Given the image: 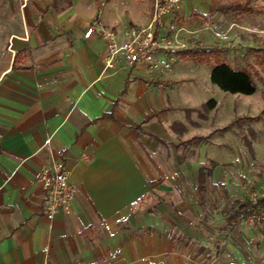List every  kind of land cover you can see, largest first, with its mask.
I'll return each mask as SVG.
<instances>
[{
  "label": "crops",
  "instance_id": "1",
  "mask_svg": "<svg viewBox=\"0 0 264 264\" xmlns=\"http://www.w3.org/2000/svg\"><path fill=\"white\" fill-rule=\"evenodd\" d=\"M68 1L0 0V264H264L254 231L229 222L242 190L199 163L220 143L180 161L203 103L181 107L186 88L164 86L175 66L148 84L142 67L106 69L102 39L84 37L97 17L118 35L149 17H124L127 0ZM53 161L76 194L49 221L39 176ZM151 193L155 211L137 210ZM209 205L228 209L208 218ZM213 234L221 254L206 260Z\"/></svg>",
  "mask_w": 264,
  "mask_h": 264
},
{
  "label": "rangeland",
  "instance_id": "2",
  "mask_svg": "<svg viewBox=\"0 0 264 264\" xmlns=\"http://www.w3.org/2000/svg\"><path fill=\"white\" fill-rule=\"evenodd\" d=\"M48 1V0H46ZM106 2L107 0H103ZM103 1L100 0L102 7ZM129 4L121 6L124 17L144 14L150 17L155 6H164L161 18L166 23L174 24L176 28V43L179 49L193 46L201 48L221 49L222 58L232 67H253L257 72L254 76L256 91L252 95L229 94L221 91L210 82V67L188 60L179 59L175 54L173 80L164 82L169 89L186 88L191 98L180 100V106L197 108L200 103L213 99L215 108L206 114V119L200 120L197 113L192 112L191 117L200 123L199 126L190 127L193 135L187 136L190 147L181 146L179 149L180 161L197 156V149L203 142L213 139L220 152L217 156L205 154L199 162L204 168L209 167L208 162L216 160L221 165L223 174L222 187L237 185L242 190L243 198H259L264 196V120H242L238 124L232 123L235 116L257 117L264 108V69L257 64L256 58L249 49L256 47L264 37V0H253L252 4L261 9L260 13L253 15H237L234 13L222 14L214 11L216 0H127ZM43 4V0H39ZM68 0H51L52 8L67 4ZM222 3H225L222 0ZM38 5H40L37 2ZM100 7V8H101ZM193 12L202 13L194 16ZM168 19L166 20V18ZM142 22V20L140 21ZM130 25H135L130 23ZM166 33V32H165ZM170 38V33H166ZM178 49V50H179ZM174 50L175 52L178 51ZM157 76L147 79L148 84H156ZM182 92V91H181ZM183 96V93H180ZM264 117V116H263ZM249 128L255 133L252 139ZM251 141L252 153L243 145L241 138ZM192 143V144H191ZM241 148H240V147ZM238 149V152H236ZM242 149V150H241ZM165 153V152H164ZM208 180L210 174L207 175ZM215 186H210L212 192ZM157 198L154 193L144 196L137 210L155 211ZM206 217L217 214L228 208L206 206ZM233 210V208H231ZM230 209V210H231ZM136 210V208H135ZM255 220L251 223L250 217L240 220L245 227L254 231L253 246H264V209H256ZM204 216V217H205ZM208 228V226H206ZM150 230V228L148 229ZM209 237L211 243L209 250L202 253L211 258L220 255L217 236ZM264 259H261L263 261Z\"/></svg>",
  "mask_w": 264,
  "mask_h": 264
},
{
  "label": "built area",
  "instance_id": "3",
  "mask_svg": "<svg viewBox=\"0 0 264 264\" xmlns=\"http://www.w3.org/2000/svg\"><path fill=\"white\" fill-rule=\"evenodd\" d=\"M164 10V6L156 5L145 26H128L119 35L115 30L106 27L97 17L86 29L84 37L88 38L96 34L102 39L105 44L103 61L106 69L113 68L117 61H121L127 68L142 67L149 78L162 76L173 67L174 50L179 49L174 24L166 23L161 18ZM165 32L170 33V38L166 37ZM43 147L50 151L49 138L45 140ZM69 178L70 173L61 161H53L39 176L44 193L43 215L49 221L70 209L76 188L70 183ZM249 200L256 205L257 198H249ZM249 210L251 213L245 217H250L252 223L256 217V209Z\"/></svg>",
  "mask_w": 264,
  "mask_h": 264
},
{
  "label": "trees",
  "instance_id": "4",
  "mask_svg": "<svg viewBox=\"0 0 264 264\" xmlns=\"http://www.w3.org/2000/svg\"><path fill=\"white\" fill-rule=\"evenodd\" d=\"M216 0V6L214 11L220 12L222 14L234 13L240 16L243 15H253L260 13L261 9L258 6L252 4L253 0ZM194 16H201L197 13H193ZM253 52L257 64L264 69V37L261 39L260 43L256 47L249 49ZM175 55L182 59H187L194 63L206 64L210 67V82L218 87L221 91L229 94H242V95H252L256 91V83L254 76L257 72L253 67H232L227 63L221 56V49L217 48H201L198 46L189 47L175 52ZM215 101L210 99L205 103L201 104L199 109L196 110L200 119H206V114L215 108ZM186 112L190 113V110ZM264 108L261 110L260 116L257 117H244L235 116L232 123L238 124L239 121L248 120L253 121L259 118L264 120ZM249 133L252 139L255 133L249 128ZM244 147L252 153L251 141L241 138ZM199 181L204 182V175L202 172L199 174ZM250 208H255L258 210L264 209V196L259 197L256 200V205H253L249 198L245 197L244 200L238 204L237 210L234 211L229 222H234L237 220H242L247 214L251 213Z\"/></svg>",
  "mask_w": 264,
  "mask_h": 264
}]
</instances>
